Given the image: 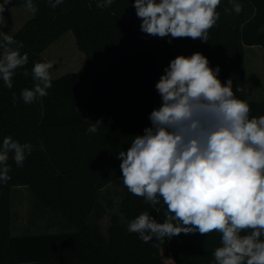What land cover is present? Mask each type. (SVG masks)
Listing matches in <instances>:
<instances>
[{"label":"trees","instance_id":"trees-1","mask_svg":"<svg viewBox=\"0 0 264 264\" xmlns=\"http://www.w3.org/2000/svg\"><path fill=\"white\" fill-rule=\"evenodd\" d=\"M32 2L35 14L6 32L23 43L20 53H27L28 64L16 70L11 89L0 79V144L10 136L32 146L23 166L9 155L11 179L0 183V264H214L213 252L222 246L219 232L181 233L163 243L153 237L145 243L128 231V224L144 211L163 223L167 209L162 199L158 212L128 190L117 155L151 126L149 114L161 104L155 85L177 56L204 55L209 67L220 68L222 84L233 80L234 95L249 105V117L264 116V101L247 96L245 65L246 46L264 50V0H236L243 5L240 14L226 12L231 4L220 0L208 41L189 54L161 51L147 41L135 0H113L105 8L97 7L100 0H63L56 8L49 0ZM22 6L26 0H8L0 16ZM69 31L85 55L83 69L50 78L47 96L24 103L21 91L36 83L34 64L48 63L42 53ZM237 86L242 91L236 92ZM97 120V131L88 132ZM112 184L122 187L117 194L124 222L113 214L106 237L98 221L113 206L102 196ZM22 186L34 199L35 213L55 212L59 222L52 219L51 227L61 225L62 230L12 235V191Z\"/></svg>","mask_w":264,"mask_h":264},{"label":"clouds","instance_id":"clouds-1","mask_svg":"<svg viewBox=\"0 0 264 264\" xmlns=\"http://www.w3.org/2000/svg\"><path fill=\"white\" fill-rule=\"evenodd\" d=\"M62 2L49 0V6L56 8ZM112 3L100 0L97 7ZM229 3L231 9L226 12H242V4ZM7 4L5 0L0 5V13ZM219 4L220 0H135L133 7L142 21V33L207 42V31L219 18ZM26 8L33 14L37 11L32 0H26ZM21 48L22 42L0 31V79L8 89L13 87L16 70L28 64ZM52 66L50 62L34 64L36 83L21 91L24 103L48 95ZM219 72L199 52L177 56L164 68L155 85L161 104L149 114L151 126L143 135L134 136L117 159L128 190L144 197L158 212L156 206L162 199L167 210L163 223L142 212L128 224V231L145 243L153 237L163 243L181 233L219 232L222 246L213 252L214 264H264V116L250 118L249 105L234 95L233 80L222 84ZM240 91L237 86L236 92ZM99 124L97 120L87 131L95 133ZM31 151V144L4 137L0 183L11 179L9 155L17 166H23Z\"/></svg>","mask_w":264,"mask_h":264},{"label":"rangeland","instance_id":"rangeland-1","mask_svg":"<svg viewBox=\"0 0 264 264\" xmlns=\"http://www.w3.org/2000/svg\"><path fill=\"white\" fill-rule=\"evenodd\" d=\"M32 16L33 13L26 6L13 7L0 16V31L6 33L9 27L11 30H17ZM143 36L158 50H170L182 54L193 53L205 44L200 38L195 40L190 37L172 38L170 35L160 38L145 33H143ZM169 40H171V43H169ZM42 54L53 65L52 69L49 70L50 78L52 79L58 78L68 72L81 71L86 63L85 55L79 50L75 37L70 31ZM245 65L247 70V96L249 100L263 102L264 50L259 46H247L245 48ZM121 190L122 187L119 184H112L102 192V196L107 197L113 203V206L107 209L105 217L98 221L101 232L106 237L113 214H119L122 222H124V217L120 214V198H118L117 194ZM35 211L34 199L29 189L24 186L15 187L12 191V213L14 214L12 235L41 234L62 230L61 225L51 227L52 219H55V223L59 222L56 218L59 217L58 214L55 212L45 214L43 212L35 213Z\"/></svg>","mask_w":264,"mask_h":264},{"label":"crops","instance_id":"crops-1","mask_svg":"<svg viewBox=\"0 0 264 264\" xmlns=\"http://www.w3.org/2000/svg\"><path fill=\"white\" fill-rule=\"evenodd\" d=\"M247 47V46H246ZM249 47V46H248ZM252 47V46H251ZM260 47V46H259ZM262 48V47H261Z\"/></svg>","mask_w":264,"mask_h":264}]
</instances>
